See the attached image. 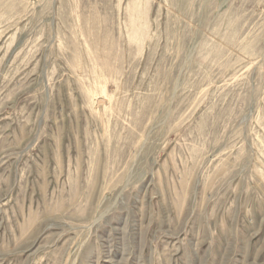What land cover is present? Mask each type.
Instances as JSON below:
<instances>
[{
  "label": "rangeland",
  "instance_id": "374dc122",
  "mask_svg": "<svg viewBox=\"0 0 264 264\" xmlns=\"http://www.w3.org/2000/svg\"><path fill=\"white\" fill-rule=\"evenodd\" d=\"M0 264H264V0H0Z\"/></svg>",
  "mask_w": 264,
  "mask_h": 264
}]
</instances>
